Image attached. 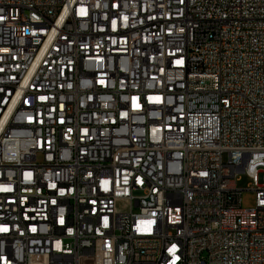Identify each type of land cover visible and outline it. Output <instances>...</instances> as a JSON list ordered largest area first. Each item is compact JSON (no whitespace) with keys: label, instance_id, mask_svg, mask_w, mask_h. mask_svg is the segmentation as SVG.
I'll return each mask as SVG.
<instances>
[{"label":"built area","instance_id":"built-area-1","mask_svg":"<svg viewBox=\"0 0 264 264\" xmlns=\"http://www.w3.org/2000/svg\"><path fill=\"white\" fill-rule=\"evenodd\" d=\"M0 264H264V0H0Z\"/></svg>","mask_w":264,"mask_h":264},{"label":"rangeland","instance_id":"rangeland-1","mask_svg":"<svg viewBox=\"0 0 264 264\" xmlns=\"http://www.w3.org/2000/svg\"><path fill=\"white\" fill-rule=\"evenodd\" d=\"M251 184V180L246 175H240L238 179L237 186L242 191V207L244 208H251L255 204V192L249 190V186Z\"/></svg>","mask_w":264,"mask_h":264}]
</instances>
